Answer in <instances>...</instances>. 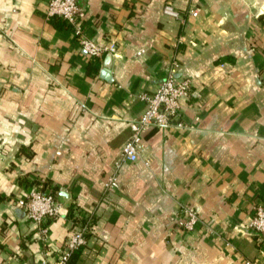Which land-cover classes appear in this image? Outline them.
Listing matches in <instances>:
<instances>
[{
  "label": "crops",
  "instance_id": "crops-1",
  "mask_svg": "<svg viewBox=\"0 0 264 264\" xmlns=\"http://www.w3.org/2000/svg\"><path fill=\"white\" fill-rule=\"evenodd\" d=\"M76 2L114 55L89 58L45 0H0V264H54L83 222L67 264H264L249 226L264 206V0ZM172 60L190 81L183 126L145 128L140 159L120 160ZM39 184L59 203L45 234L16 204ZM180 205L198 216L188 231Z\"/></svg>",
  "mask_w": 264,
  "mask_h": 264
},
{
  "label": "built area",
  "instance_id": "built-area-1",
  "mask_svg": "<svg viewBox=\"0 0 264 264\" xmlns=\"http://www.w3.org/2000/svg\"><path fill=\"white\" fill-rule=\"evenodd\" d=\"M161 12L164 15L179 18L178 12L169 2L163 4ZM191 12L195 13L196 9ZM45 17H57L63 20L69 27L73 38L89 58L98 57L104 52L114 55L116 48L113 42H96L84 35L83 12L76 0H45ZM177 67L178 62L172 60L165 76L155 90L151 94L139 95V98L144 102V107L140 114L127 120L129 134L121 146L120 160L134 162L140 159L141 153L145 149V145L141 142V132L145 128L165 130L169 127L183 126L179 121H176V116L180 108L179 99L190 94V81L183 73L174 75ZM143 163L147 164L145 160ZM119 166V162L114 163V171L107 176L104 182L106 190H114L117 187L115 171ZM16 204L24 211L27 219L34 224L35 229L42 234L46 233L47 220L54 218L59 209V203L54 196L43 190L40 184L21 193L16 199ZM178 214L181 227L186 231L192 229L198 221L197 213L193 207L180 205ZM249 226L257 233L264 234V206L256 205L253 208ZM89 229V223L83 222L72 230L54 264H65L70 254L85 243V236Z\"/></svg>",
  "mask_w": 264,
  "mask_h": 264
},
{
  "label": "trees",
  "instance_id": "trees-1",
  "mask_svg": "<svg viewBox=\"0 0 264 264\" xmlns=\"http://www.w3.org/2000/svg\"><path fill=\"white\" fill-rule=\"evenodd\" d=\"M73 252H74V251H73ZM73 252L70 254L69 258L72 256ZM69 258H68V260H69ZM68 260L66 261L65 264H67Z\"/></svg>",
  "mask_w": 264,
  "mask_h": 264
}]
</instances>
